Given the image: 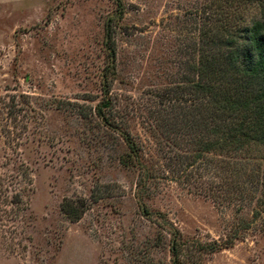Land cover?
Returning <instances> with one entry per match:
<instances>
[{"label": "rangeland", "instance_id": "374dc122", "mask_svg": "<svg viewBox=\"0 0 264 264\" xmlns=\"http://www.w3.org/2000/svg\"><path fill=\"white\" fill-rule=\"evenodd\" d=\"M120 3L0 0V264H264V146L196 87L264 0Z\"/></svg>", "mask_w": 264, "mask_h": 264}, {"label": "trees", "instance_id": "16d2710c", "mask_svg": "<svg viewBox=\"0 0 264 264\" xmlns=\"http://www.w3.org/2000/svg\"><path fill=\"white\" fill-rule=\"evenodd\" d=\"M251 0H239L245 8ZM118 7H121L118 0ZM264 15V5L258 7ZM121 9V8H120ZM219 33V26L216 25ZM245 34V35H244ZM107 38L112 41L113 35L108 30ZM204 37V44L216 51L223 47L226 52L203 55L200 64V73L204 82L196 87L211 96L215 104V114H212L216 134L221 135L229 147L243 148L248 144L264 146V19L253 21L249 29L240 31L238 27H231L228 35H216L213 42L208 43ZM206 41V42H205ZM115 50L109 47V56L115 59ZM212 106V105H211ZM227 114L230 120L220 122V115ZM211 117V116H210ZM212 124V123H211ZM228 131H225V130ZM216 145L218 143H215ZM264 184V183H263ZM262 208H264V191L262 194ZM63 212L72 222L79 221L84 212V204L75 206L72 202L65 203ZM179 238L172 239V255L179 259ZM222 248L218 244L211 245L210 250L215 252Z\"/></svg>", "mask_w": 264, "mask_h": 264}, {"label": "clouds", "instance_id": "9594fccd", "mask_svg": "<svg viewBox=\"0 0 264 264\" xmlns=\"http://www.w3.org/2000/svg\"><path fill=\"white\" fill-rule=\"evenodd\" d=\"M261 19H264V15L261 14L260 10L257 8H250L245 13V22L247 25L251 26L253 21H259Z\"/></svg>", "mask_w": 264, "mask_h": 264}]
</instances>
